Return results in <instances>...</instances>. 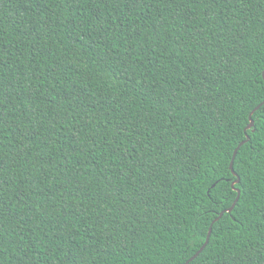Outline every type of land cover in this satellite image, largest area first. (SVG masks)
I'll list each match as a JSON object with an SVG mask.
<instances>
[{
  "label": "trees",
  "instance_id": "obj_1",
  "mask_svg": "<svg viewBox=\"0 0 264 264\" xmlns=\"http://www.w3.org/2000/svg\"><path fill=\"white\" fill-rule=\"evenodd\" d=\"M216 2V21L200 7L186 22L170 0H142L132 15L111 0H78L71 13L62 0H0V264H186L205 245L211 226L207 247L189 264H207L214 241L211 264H219L216 253L230 264H264V106L247 130L250 115L264 104V87L241 75L247 60L258 65L257 72L264 66V0H248L247 8L236 0ZM98 15L105 35H97ZM233 34L243 39L230 50ZM77 38L81 44L74 43ZM198 65L220 75L210 85L218 103L230 101L221 108L219 127L205 115L204 102L193 106ZM142 76L151 90L137 86L133 92L129 81ZM53 98L55 104L49 103ZM159 99L165 104L154 103ZM105 114L133 132L139 127L141 140L161 147L195 138L201 160L223 146L230 162L250 139L235 158V174L229 169L209 176L202 168L189 183L187 158L180 156L169 182L163 167L168 149L134 154L140 145L132 136L120 140L113 154L115 129L97 134L92 127L106 124ZM35 129L39 136L32 135ZM216 175L222 180L211 188ZM238 179L241 196L229 213ZM161 182L171 195L160 193ZM25 188L21 199L16 194ZM136 189L148 197L141 200ZM233 212L242 225L229 219Z\"/></svg>",
  "mask_w": 264,
  "mask_h": 264
},
{
  "label": "snow or ice",
  "instance_id": "obj_2",
  "mask_svg": "<svg viewBox=\"0 0 264 264\" xmlns=\"http://www.w3.org/2000/svg\"><path fill=\"white\" fill-rule=\"evenodd\" d=\"M104 2H109V0H104ZM111 2L113 4H124L127 8H128V15H132L133 14V9H135L136 5L138 3H141L142 0H111ZM171 3H177L179 8L182 9L185 13L184 15V20L186 22L191 21L192 20V16L193 13L196 12L197 8L203 7L204 8V13L203 15L206 18H210L212 21H216L218 16H219V5L217 4L216 0H170ZM237 3L241 4L244 6V8L249 7V2L248 0H236ZM63 5L68 9V11L71 13L73 12L74 9V5L76 3H78V0H62ZM97 7H99V4L96 5ZM261 12L264 13V8L261 9ZM67 19V18H66ZM220 19H223L222 17ZM262 19H264V17H262ZM97 20L99 21V25H98V30H97V35H105L106 34V28H105V24L102 20H100L99 15L97 16ZM71 22H75L74 20H72ZM207 21H201V27H205L206 26ZM225 23H227V21H225ZM0 25H2V21H0ZM187 26V25H186ZM262 31H264V29H262ZM85 35H91L90 33H85ZM232 39H233V43L231 45H229L230 50H235V41L236 40H242L243 37L242 36H237L236 34L232 35ZM92 42L95 46L99 47L100 46V41L93 38ZM75 44H81L82 40L81 38H77L74 42ZM83 47L85 50L88 49L89 45L87 44L86 41L83 42ZM202 57L204 60L207 61V53H203ZM139 59V58H137ZM209 65L211 64V61H208ZM152 61L149 60L148 61V65H151ZM148 65H144V70L147 71V67ZM217 67H219V65H217ZM257 67L258 65L256 63H253L251 60H247L243 65V71L241 72V75L244 76V82H249L251 86H256V85H260L261 87H264V81H262L261 79H258L257 77H264V66L260 67V71L257 72ZM198 69L199 71L202 73L201 78L198 82H194L192 85L193 88V106H195L196 104H199L201 102H204L206 108H205V115L212 117L215 121H216V126L219 127L221 123H223V117L220 114L221 108L223 107V105L225 103H230V101H224V100H220L218 103V96L219 94H217L216 96H213V88L210 87V85H212L214 82L219 81L220 79V75L217 76H213L210 68H205L203 65H198ZM196 70V66L194 67H190L189 68V72H192ZM114 77L116 80H120L121 76L119 71H116L113 73ZM129 83H131L133 85V88L131 89L133 92L136 91V87L139 86L141 89H149L151 90L152 85H150L149 83H147V76H142L141 80L137 81L134 78L131 79L129 81ZM201 89L204 90V93L207 94V96L205 97V95H203L201 93ZM140 95H144V92L141 91L139 93ZM21 103H23V100L20 101ZM55 98H53L51 101H49V103L55 104ZM154 103H159L161 105L165 104V101L163 99H159V100H154ZM168 103L171 104V98H169ZM4 104V100H3V92H0V106H3ZM26 108H28V105H25ZM139 107V106H138ZM73 119H75V116L73 117ZM104 119L107 121V123H99L97 125H93L92 127L95 129V131L97 132V134H99L101 131L107 133L109 131V126H111V128H114L115 131L112 133L114 139L113 141L110 142L111 144H114L115 147L113 149V154L118 151L121 147L120 145V140H128L130 137L135 136L136 137V143H138L140 145L139 148L134 147L133 148V153L137 154L140 152H144V153H148L149 151H152L153 154H155L156 152H160L161 154L164 153V148L166 147L168 149V156H167V163L163 165L165 171H164V176L167 177L169 179V182H171V178L173 176V174L177 171L176 168V161L174 159V157H180V156H184L187 158V175H188V182L192 183V178L193 177H197L200 173H201V169L204 168L205 169V174L206 175H211L213 173H219V172H226L229 169H233L235 167H239V163L236 161L235 157H231L230 162L225 161L223 159V155H224V149L223 146H220L216 149L217 151V155L216 156H212L211 153L208 154V156L205 158V160L207 161V163L205 162V160H201L198 157L201 154V145L197 142V140L195 138H188L186 139L183 144H177L175 146L171 145V144H165L164 147H161L160 144L154 143V142H146L145 140H141L140 136H141V132L139 130V127L136 128V130L133 132L132 128L128 125H123L120 123V121H116L115 124H113L112 120H108L107 119V115L105 114ZM31 123V121H29ZM174 122V121H173ZM0 123H3V121H0ZM55 123H59L54 122ZM194 126V125H193ZM54 133H50L49 134V138H51V136ZM21 135H23V133H21ZM32 135L35 136H39L40 132L39 129H35L32 132ZM63 139H67V137H63ZM73 139H75V136L73 137ZM250 139V137H249ZM91 142L95 145L97 143V141L95 139H92ZM163 143V142H161ZM3 147V144L0 143V148ZM126 147V145H125ZM74 151L76 149H73ZM255 149L253 148V151ZM264 158V157H262ZM65 159L67 160V156H65ZM125 159L131 160V157H125ZM137 160L140 164V167H145L146 165L144 164L143 161L139 160V157L137 156ZM153 164H156V161L153 160L152 161ZM183 163V162H181ZM244 163H247L246 161ZM5 167V161L0 158V174L3 173ZM101 171H103L101 169ZM149 171H151V169H149ZM121 175H126V172L124 170L121 171ZM247 175V173L245 174ZM222 180V176L221 175H216V179L212 182L211 184V188H216L217 184H219ZM251 183V181H250ZM233 188L236 189L237 192H240L241 189L239 187H237L236 183H233ZM0 188H2V184H0ZM159 191L162 195H171V190L168 189L167 191H165V185L163 182H161L158 186ZM262 188H264V186H262ZM29 189L25 188L24 193H20L17 192V196L21 199H23V197L25 195H27ZM136 193L137 196L143 200L144 198L148 197L149 193L148 192H143L141 193L140 189H136ZM132 193L129 192L128 196H131ZM209 195H211V190H209ZM237 200V202H239V197L235 198ZM124 204H128L129 201L127 199V197H125ZM245 203H246V199H245ZM214 206V204H213ZM233 208L236 207V205L232 206ZM220 215H223V212L220 213ZM262 215H264V213H262ZM230 220L235 221L237 224L242 225L243 221L238 220L237 219V213L233 212L232 215L229 217ZM221 232H224V229L221 228L220 229ZM209 235H211V233H209ZM225 239V236H220L219 240L221 242H223ZM3 244V233L0 232V245ZM205 247H207V245H205ZM218 247V245L215 243V241L213 242V248L209 249L208 253H206L204 260L207 262V264H211V257L213 255V253L216 252V248ZM201 252L204 251L203 248L200 249ZM199 254V253H198ZM67 255H70L67 254ZM216 255L219 258V264H230L229 260L227 257L225 256H219V253H216ZM81 259H83V256H81Z\"/></svg>",
  "mask_w": 264,
  "mask_h": 264
},
{
  "label": "water",
  "instance_id": "obj_3",
  "mask_svg": "<svg viewBox=\"0 0 264 264\" xmlns=\"http://www.w3.org/2000/svg\"><path fill=\"white\" fill-rule=\"evenodd\" d=\"M262 106H264V104H262V105H260L259 107H257V108L252 112V114L250 115V125L247 127V130H251V129L254 128V126H255V122H254V120H253V115L255 114V112L259 111L260 108H261ZM248 141H249V137L247 136L246 141H244L243 143H241L240 146L237 148V150L234 152V157H235V158H236V156H237V154H238L240 148H241L242 146H244ZM231 170L234 172L233 169H231ZM234 174H235V172H234ZM239 182H240V180L238 179L235 183L238 184ZM240 196H241V191L238 192V197H239V199H240ZM237 203H238V202H237V200H236L235 203H234L233 205H237ZM233 210H234V208L231 207L227 212L231 213ZM222 216H223V215H222ZM222 216H220V217H222ZM218 220H219V218H218L217 220H215V221H218ZM209 233H212V226H211V228H210ZM210 236H211V235L208 234V237H207V240H206L205 245H208V243H209V241H210ZM205 245L203 246V249L206 248ZM198 253H199V254H198ZM198 253H197L193 258H191L188 262H186V264L191 263V262H192L193 260H195V259L200 255V253H202V252L199 251Z\"/></svg>",
  "mask_w": 264,
  "mask_h": 264
}]
</instances>
